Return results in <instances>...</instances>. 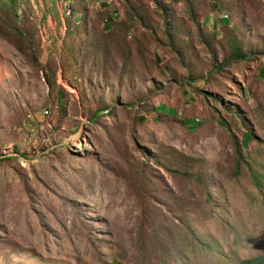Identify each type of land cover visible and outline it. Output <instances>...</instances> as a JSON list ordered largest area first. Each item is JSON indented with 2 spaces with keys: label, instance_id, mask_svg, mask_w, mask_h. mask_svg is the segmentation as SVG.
I'll list each match as a JSON object with an SVG mask.
<instances>
[{
  "label": "rangeland",
  "instance_id": "rangeland-1",
  "mask_svg": "<svg viewBox=\"0 0 264 264\" xmlns=\"http://www.w3.org/2000/svg\"><path fill=\"white\" fill-rule=\"evenodd\" d=\"M164 1L0 0V264L264 257V0Z\"/></svg>",
  "mask_w": 264,
  "mask_h": 264
},
{
  "label": "trees",
  "instance_id": "trees-1",
  "mask_svg": "<svg viewBox=\"0 0 264 264\" xmlns=\"http://www.w3.org/2000/svg\"><path fill=\"white\" fill-rule=\"evenodd\" d=\"M150 1L163 14L164 29H165L166 33L168 34V39H170L169 36H171L173 34H176V31H175V27L174 26L173 27L170 26V21H169V18L170 17H169V12H168L170 10L169 4L166 3L164 0H150ZM182 1L186 5L190 4V0H182ZM75 2H77L76 5H81L80 0H75ZM212 5H216L215 4V1L213 2ZM132 8L135 11V18H137L138 21H140L142 23V25H147L146 22H145L144 15L141 12H138L134 7H132ZM73 11H72V13L76 12V11H74V12ZM84 11H85V9H81L80 18H81L82 14H83V19L86 20V13ZM114 15H116V14H114ZM192 15H194V13H192L191 16ZM11 16H12L13 23L17 26L18 23H19V20H18L19 15L17 14L16 7H14L12 9ZM99 16H101V20H102V24H103V30L110 31V28H112L113 25H114L113 22L115 20V17H113L112 14H110V15L109 14H105V15H99ZM80 18H79V20H80ZM220 22L222 23V25L227 26L228 23H229V20L227 18H221L220 19ZM66 44L69 46L72 43L69 41V44L68 43H66ZM204 45L205 46H208L210 48V52H213L212 45H210L209 43H204ZM188 49H189V47H188ZM228 51L229 52H228L227 60L229 62L231 61V59H234V60H237V61H241V60H245L247 58L246 56L243 55L242 48L239 45V42H237V40L234 43H231ZM86 55H87V52L86 51L82 52V56L83 57H86ZM247 55H251V53H247ZM71 58H72V56H71ZM86 58H88V57H86ZM215 69H219V67L218 66H215ZM56 77L57 76H56L55 69L53 70L50 67L47 68V70L43 73V78L45 80V83H46L47 87H49V88H52V87L55 86V84H56ZM57 95H58V100H62L63 99V92L62 91L61 92L60 91H57ZM158 109L160 111H165L166 113L169 112L167 109H165L164 106H158ZM230 113L232 114V116L235 119H237L238 122L241 123V126L244 128L243 134H242V142H241V145L243 147H247L252 140H255V137H254V134L252 132L251 126H249L246 121H244L243 119H241V117H239L238 115L236 116L234 112L231 111ZM183 123H184L185 126L194 125L195 124V120H184ZM218 123L221 126L225 127L226 130H228V131L231 130L230 125L227 123V121L223 120L222 118H219L218 119ZM231 136L234 139V142H236L235 137L233 135H231ZM19 157L21 159H24V157L21 154H19ZM237 158H238V161L241 160V157L240 156H238ZM247 169L250 171V176L253 178V180L255 181V183H257V185L259 186L258 178H257L256 174L253 172V170H251V166H248ZM196 178H198V176ZM240 264H264V257L258 258V259H254V260H244V261L240 262Z\"/></svg>",
  "mask_w": 264,
  "mask_h": 264
}]
</instances>
